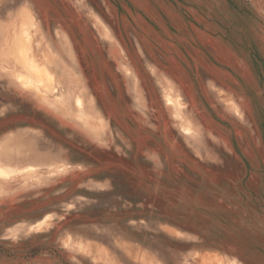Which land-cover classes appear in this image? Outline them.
Wrapping results in <instances>:
<instances>
[{"label": "rangeland", "instance_id": "1", "mask_svg": "<svg viewBox=\"0 0 264 264\" xmlns=\"http://www.w3.org/2000/svg\"><path fill=\"white\" fill-rule=\"evenodd\" d=\"M0 170V264H264V0H0Z\"/></svg>", "mask_w": 264, "mask_h": 264}, {"label": "bare ground", "instance_id": "2", "mask_svg": "<svg viewBox=\"0 0 264 264\" xmlns=\"http://www.w3.org/2000/svg\"><path fill=\"white\" fill-rule=\"evenodd\" d=\"M30 70H31V69H30ZM27 72H28V71H27ZM28 73H29L30 76H31V77H30V76H29V77L32 79V77L34 76V75L32 74L33 72H28ZM31 74H32L33 76H32ZM42 74H43V72H42ZM36 75H37V74H36ZM36 75H35V76H36ZM40 75H41V73H40ZM43 75H44V74H43ZM43 75L40 76L41 78L39 77V78H40L39 80H41L40 82H42V81L44 82V81H46L45 79H47V78L44 79V78H43V77H44ZM35 76H34V78H35V79H36V78L38 79V76H39V75H37V77H35ZM34 78H33V79H34ZM26 79H28V78H26ZM26 79H25V78H21V80H20L21 83L24 84L25 86L28 84V81H27ZM47 80H48V79H47ZM48 81H49V80H48ZM48 81H47V83L44 82L43 84H44V85H46V84L48 85V84H49ZM30 82H31V81H30ZM47 85H46V86H47ZM44 88H45V87H44ZM0 174H1V170H0ZM2 176H3V174H2Z\"/></svg>", "mask_w": 264, "mask_h": 264}, {"label": "snow or ice", "instance_id": "3", "mask_svg": "<svg viewBox=\"0 0 264 264\" xmlns=\"http://www.w3.org/2000/svg\"><path fill=\"white\" fill-rule=\"evenodd\" d=\"M232 264H235V262L233 261Z\"/></svg>", "mask_w": 264, "mask_h": 264}]
</instances>
